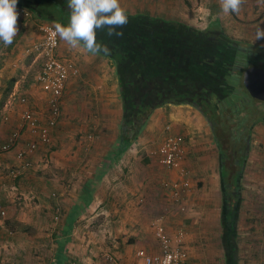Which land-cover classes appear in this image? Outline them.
Listing matches in <instances>:
<instances>
[{
    "label": "crops",
    "instance_id": "crops-1",
    "mask_svg": "<svg viewBox=\"0 0 264 264\" xmlns=\"http://www.w3.org/2000/svg\"><path fill=\"white\" fill-rule=\"evenodd\" d=\"M119 3L124 10H127L125 12L128 14H148L167 20L183 18L185 23L193 26L198 24L199 17L207 19L210 24L215 22L223 23L225 21V23L232 22L231 24L235 23L242 25V23L247 24L246 22L251 21V24H256L257 26L264 25V0H243L241 10L238 14L223 13L220 0H119ZM19 6L21 5H17V7ZM176 7H180V13L177 11ZM34 15L36 18L40 17L38 14L34 13ZM35 23V19L23 18L20 20L17 24L18 33L13 40L14 43L12 46V48L15 47L16 49L11 50L10 55L6 51L8 55L6 56L7 58H4L5 63L0 62V106L4 108V113L10 116L11 119L8 128L10 134L0 142V144L10 139L13 131L17 129L21 130V140L19 144L5 153L0 169V199L9 210L7 217L0 218V264H84L85 262H89L88 259L83 256V253L78 251L75 245L69 243V236L76 232L78 225H80L83 220L87 222L90 218H95L104 211L105 213L108 211L111 215L118 214L119 211L116 206H112L114 204L112 200L114 201L116 197L115 190L117 189L118 182L110 181L109 177L112 176V173L116 171V168L120 165L127 164V166H132L135 162L139 163V161H141V159L136 160V155L134 156L133 150L136 145L140 146V150L146 148L150 157L149 160H146L148 161V163L146 162L147 168L154 166L155 162L152 160L154 157L152 150H155L157 147L159 148L160 143L170 134L179 135L180 133L181 135L188 136L185 140V160L183 165L187 170L186 176H188L191 181V191L186 197L185 205L188 201H195L199 198L200 188L204 184L203 180L212 185L214 193L220 191L223 204V217L221 221L224 237L228 226L226 224V209L224 208L227 194L223 180H225V168H229L227 170H230L231 162L228 161L227 164L224 162L220 146L215 142L216 139L213 135L214 131H212L204 115L192 104L170 103L156 108L131 147L121 155L119 160H117L112 167L108 168L107 171L103 173L104 161L111 158L119 140L123 107L116 106L114 110L116 113H114V116L113 114L109 116V109L113 107V104L112 107H110V104L116 100V94L113 92L116 91L120 96L119 80L116 65L111 59L100 54H92V58L95 59V62L97 64L99 63L98 68H96L94 62L92 65L88 63L89 67L85 69L82 77H80V75L69 80L65 91V94L67 92V97L64 95L62 98L63 120L60 119L57 125L51 129L53 138L52 144L45 146L40 143L35 152L27 155L28 160L31 161V166L24 168L27 169L25 173L22 171L17 177L12 176L11 169H13L15 162H20V159L17 157V152L21 148H24L26 143L32 138H35L34 135L29 133L27 127H23V112L28 109L32 110L43 123H46L49 117L48 105L50 97L37 82V75L35 76V82L33 80L30 88L25 89V83H22L24 79L21 80L16 75L10 73L13 72L16 67L18 68V66L22 64V61L28 59L31 60L33 64L39 63L41 67L42 58L37 56L36 53H28L26 51L28 45L41 38V33ZM0 43H2V41H0ZM61 44L63 49L60 47V50L66 55L71 56L69 53L65 52L68 46L66 48L62 40L60 45ZM96 56L100 58L96 59ZM7 59H9L10 62H7ZM108 62L112 66L111 73L113 77H111V75L105 77L99 74V71L103 70L102 67ZM9 65H11L10 69ZM87 80L90 81L89 84L94 89V91L92 89V92H95V95L92 96L93 101L91 102V109H86L88 116L93 115L90 119L91 124L89 127L92 128L95 133L96 131H104L99 125H105V121L114 118L115 124H112L113 127L110 126L109 128L111 134L113 133L115 135L113 139L114 142L112 145H109L110 148L108 151H106L107 149L104 147L100 149L101 146L95 144L93 149L91 148L90 155L92 159L86 158L87 148L80 145L79 148L81 150H79L78 158L81 157L80 159H82V161L78 160L76 154L74 155L75 159H71V147L67 146L66 148V144L62 143L64 146V148L61 149L64 153L63 158L57 160L55 166L51 164L50 168H64L63 172H66L65 177L59 178L56 174L49 179L36 177L34 173H32L36 165L38 167H44L46 165L43 163L45 156L47 158L49 154L51 155V153L59 150L52 149L55 136L64 134L62 131L65 127L66 129L64 131L66 132H69L68 129H71L69 118L72 119L76 117V115H80L78 116L79 120L83 118L81 116V110L79 109V112L75 113V109L72 105L75 106L76 101H80L79 93H75L74 91L77 90L81 83L82 85L85 84ZM5 83H9V87H6L7 89L5 88ZM24 96L27 97L26 103L21 100ZM79 105H81V103H79ZM93 111L95 112L93 113ZM80 131L86 130L83 129ZM91 135L92 134H90V136ZM259 137V142L263 144V146L260 143L254 146L251 145L249 156L246 154L245 161H243V164L239 165L242 171L240 172L238 183L242 186V183L245 182V187H248V190L253 182L255 190L253 196H250V193L242 196L243 203L240 204L237 213V238L234 239L235 244L237 243L235 250V253L238 255L237 264H264V133L263 135H259ZM196 142H205L206 144L210 142V146H197L198 144ZM89 145H91V143ZM251 147L255 149L251 150ZM203 152H205V156H203ZM251 152L254 154V157H250ZM202 157H205V159ZM248 159L250 162L248 161L247 163ZM251 162H253L251 166L253 171L248 170V166ZM143 166L145 165L143 164ZM5 169H9V176L13 181H9L6 176H4L3 171ZM166 172L167 181H173L180 177L178 170L167 169ZM70 173L71 175L74 173L78 174L77 180H75L74 176L72 177ZM231 175L232 173L230 171V174L227 175L229 176L228 181L226 179L227 183L231 180ZM199 176H202V178L200 179ZM160 178L162 177L158 176L157 172L152 168L148 177H143L142 181L135 180L133 177L131 178L132 186L127 188L128 192L130 191L132 194L136 193L139 196H145L144 199L148 202L152 201L150 202L152 208L150 207V209H148L145 207L146 211L142 212V214L144 213V217L156 215L166 203H170L168 200L172 199L171 191L166 185V188H164L166 194L162 192L161 186L164 180L161 181ZM127 182L130 181L128 180ZM12 183L14 185L13 188L17 190L19 187H22V184L25 186L29 185L30 188L35 187V192L30 189V193H28L26 197L29 199L31 197L35 198L34 201L40 198L36 209L32 210L31 208L28 210L24 208L23 211H20L16 208L15 203H12L13 199L7 197V195H9L8 187L12 188L10 185ZM136 183L140 186L135 188ZM45 184H55L58 189H61V191H58L60 194L59 201L62 202L63 206L61 211H55L54 209L50 210L49 205L43 200H48V197H46V190L43 189L42 186H46ZM228 185L229 183L227 186ZM155 186L160 187L161 190H157ZM241 186L240 192L242 190ZM76 189H78L77 192H75ZM228 191H230L229 195L233 192L230 188H228ZM41 197L43 199H41ZM109 201L113 203H111L112 205L110 206L108 205ZM131 201L132 200L126 202L127 208L124 210L125 215L135 212V209L130 207V205H132ZM172 201L175 203L173 199ZM243 205H245L246 208L243 209ZM173 208L171 209V213L167 215L166 220L163 221L167 231L173 237H178V234L183 232L184 248L187 250L188 264H204V255H197V251L195 253L198 247L196 246V236H191V234L187 233L189 228L184 222L177 219L176 214H178V212L175 213ZM176 208L180 210L179 205ZM249 217H253L254 221L251 224L252 226L246 227V224L242 222L245 218ZM160 218L163 219L164 215H161ZM130 222L132 223V221ZM194 229H198V227L196 226ZM130 230H132V228ZM155 230L156 224L152 230L141 225L138 232H136L138 234L143 232L148 234L143 235V237L139 235V237H137L138 240L134 241L130 238V243L132 242L136 248L138 247L137 250L139 248H145L150 252L159 251L160 244L156 237ZM151 231H153L152 237L149 236V232ZM131 232H134V230L130 231V234ZM117 234L114 235L118 236ZM152 242H154V244ZM118 244L125 249L123 253L125 258L127 256L133 257L134 255L137 259V250L133 252L130 248L131 244L125 243L123 239H119ZM223 244L224 253L228 258L227 246L225 242ZM227 260L229 261V258Z\"/></svg>",
    "mask_w": 264,
    "mask_h": 264
},
{
    "label": "rangeland",
    "instance_id": "rangeland-1",
    "mask_svg": "<svg viewBox=\"0 0 264 264\" xmlns=\"http://www.w3.org/2000/svg\"><path fill=\"white\" fill-rule=\"evenodd\" d=\"M176 8H177V11L180 13L181 12L180 7H176ZM125 11L127 10L125 9ZM175 20L179 21L180 23H183V22L185 23L183 18L182 19L179 18ZM250 22L251 21H248L246 22L247 24L242 23V25H239L235 23L231 24L232 22L225 23L224 21L221 25L225 29V31L228 33V35H231L239 39L247 40L249 43L254 44V45H264V39L255 40V31H256L257 25L251 24ZM252 22H255V21H252ZM188 25H191V24H188ZM210 25L211 24L207 21V19H204L203 17H199L198 24H196L195 27L197 29L207 30V28L210 27ZM259 27L262 28L264 27V25H260ZM13 43L8 46H5L3 42L0 43V62L5 63L4 58H7L6 56L8 55L6 51L10 55L11 50L16 49L15 47L12 48ZM62 43L67 48L68 45L64 41H62ZM60 47L62 48V44L60 45ZM65 52L69 53L78 63V66L80 68V73L78 76L81 75L80 77L83 76L85 69L89 67L88 63L92 65V63L94 62L96 65V68H98L99 63L97 64L95 62V59L92 58L93 55L91 53L86 52L83 48L70 49L68 46ZM99 58L100 57L96 56V59H99ZM6 61L10 62L9 59H7ZM10 66L11 65H9V69H10ZM39 69H40L39 63L33 64L32 61L28 59V60L22 61V64L18 66V68L16 67V69L10 73L16 75L21 80L24 79V82L22 83L23 84L25 83V89L26 88L29 89L30 85L33 83V80L35 82V76L37 75ZM102 69L103 70L99 71V74L104 75L105 77L107 76L109 77L110 75L111 77H113V74L111 73L112 66L110 65L109 62L106 65H104ZM89 83H90L89 80H87L85 84L83 85L81 83L80 86L77 88V90L74 91L75 93H79L80 101L79 102L76 101L75 106L74 105L72 106L75 109L74 110L75 113H78L79 109L81 110L80 112L83 118L79 120L78 116L80 115H76V117H73L72 119L69 118L71 129H68L69 132H66L64 131L66 129L65 127V129L62 131L64 132V134H58V136H55L52 149L53 150L59 149V150L54 153H51L52 156L50 154L49 156H47V158L45 156L44 161L42 160L43 163L46 164L44 167L42 166L38 167L36 165L35 169L32 170L33 171L32 173H34L36 177L49 179L53 177L54 174H56L59 178L65 177L66 172H63L64 168H55V169L50 168L51 164L55 166L56 161L61 160L63 158L64 153H63V150L61 149L64 148V146L62 143L66 144V148L67 146L71 147L72 149V151L70 152L71 159H75V156H74L75 154H76V157L78 158L79 150H81L79 148L80 145H83L87 148L86 158L92 159L90 155L91 148L93 149L95 144H99L101 146L100 149L104 147L107 149L106 151H108V149L110 148L109 145H112V143L114 142L113 139L115 135L113 133L111 134V131L109 130L110 126L113 127L112 124H115L114 118H112L111 120L109 119L105 121V125H101V124L99 125L100 128H102L104 131H98V132L96 131L95 133V131L89 127V125L91 124L90 119L92 118L93 115L88 116V112L86 111V109L87 110L91 109V105H92L91 102L93 101L92 96L95 95V92L94 93L92 92L93 88ZM6 87L7 88L9 87V83H5V88ZM113 93L116 94V97L113 96L116 98V100L115 102L113 101L110 104V107H112V104H113V107L109 109V116H111L112 114L114 116V113H116L114 112V110L116 109V106L122 107L121 96H119V93H117L116 91ZM65 97H67V92L65 94ZM253 102L254 101L251 100V104ZM79 103H81V105H79ZM118 107H117V110H118ZM94 112L95 111H93V113ZM63 116L64 115L62 113L60 119H62ZM10 123H11L10 116H7L4 113V108H1L0 106V142H2L10 134L9 132L10 130L8 129ZM79 129L80 130L84 129L86 131H80ZM263 133H264V122H261L255 128V131L251 136L252 146H254L257 143H260L259 135H263ZM90 134L92 135L90 136ZM179 136L182 137L184 150H185V140L187 139L188 136L181 135L180 133H179ZM90 143L91 145H89ZM197 144H198L197 146H201V147L210 146L209 145L210 142L209 144H206L205 142L204 143L199 142ZM261 145L263 146V144ZM139 147H140L139 145H136L133 152H134V156L136 155L135 159L136 160L141 159V161H139V163L135 162L134 165L132 166H127V164H124L122 166L120 165L118 168H116V171L112 173V176L109 177L110 181H113V182L117 181L118 186H117V189L115 190L117 198L115 197V200L114 201L112 200L114 204L111 202L113 204L112 205L109 201L108 205L109 206L112 205L113 207L116 206V208L119 211L118 214L111 215L108 213V211H106V213L104 211L103 213L105 214L102 213L99 216H96L95 218H90L89 220H87V222L83 220L82 223L78 225L76 232L72 233L69 236L70 237L69 243L75 245L78 251H81V253H83V256L88 259L89 262H85L84 264H111L109 260L110 257L114 259V262L116 264L136 263V260H137L136 256L134 255L133 257L127 256L126 258L125 256H123L125 249H123V246H120L118 244V240L123 239V241H125V243L127 244L130 243V238L132 239V241L138 240L137 237H139V235L143 237V235L148 234L146 232H143L141 234L137 233L141 225H144L145 228L152 230L161 215H164L163 221L166 220L167 215L171 213V209L173 207H175L173 208L175 210V213L178 212V214H176L177 219L184 222L186 226L189 228L187 233L191 234V236L193 235L196 236V239H197L196 246L200 248L197 247V249L195 250V253L197 251L196 253L197 255H200V254L204 255V258H203V260L205 261L204 264H224V263L228 264V260H227L228 258L225 255L224 250H223L224 237H223V227H222V221H221L223 217L222 196H221L220 191L219 192L217 191V193H214V188L212 189V185L209 182H206L203 180L204 184L200 188L201 190L199 191V196H198L199 198H197L195 201L194 200H192L191 202L188 201L184 209L179 207L180 208L179 210L178 208H176L178 207V205L174 203L172 199H169L168 201L170 203H166V205L162 207V209L159 212H157L156 215L154 214L153 216H145V217L143 216L144 213L142 214V212L146 211L145 207L148 209H150V207L152 208V205L150 204V202L152 201L148 202L146 199H144L145 196H139L136 193L132 194L130 191L128 192L127 188L129 186H132L131 178L133 177V179L135 180L137 179L139 181H142L143 177H146V178L148 177V175L150 174V170L152 168L155 172H157L158 176L162 177L160 178V180L161 181L164 180L162 183L163 185L161 186L160 184L162 192L164 194H166V191L164 189L166 188L165 182H167L168 179L166 178L167 177L166 167H164L159 162V156L157 153L158 147L155 149L156 151L152 150V154L154 156L152 160L155 162V165L152 166L151 168L150 167L147 168L146 166V164L148 163V161L146 160H149L150 158L146 151V148H143L142 150H140ZM254 149L255 148L251 147V150H254ZM202 154L203 156H205V152H203ZM251 156L254 157V154H252V152H251L250 157ZM80 158H78V160L82 161V159ZM202 158L205 159V157H202ZM248 161L250 162L249 159L247 160V163ZM20 162L18 161L15 162L13 169L14 168L20 169L21 171H23V173H25L27 169L23 168L24 162L21 160ZM143 164L145 166H143ZM252 165H253V162H251L248 166L249 171H253L251 169ZM8 170L5 169L3 171L4 176H6V178L9 181L10 180L13 181V179L9 176ZM71 176L72 177L74 176V179L77 180L78 174L74 173ZM199 178L201 179L202 176H199ZM128 180L130 182H127ZM10 185L12 186V188L8 187L9 195H7V197L9 199H13L12 203H15L17 209H19L20 211H23L24 208L25 209L27 208L28 210H30L31 208L32 210L36 209L40 201V198L34 201L35 198H32L31 196H29L31 197L29 199L26 197V195L30 193V189L34 191L35 187L30 188L29 185L25 186L24 184H22V187H19V189L17 190L13 188L14 186L13 183ZM45 185L46 186L44 185L42 186H43V189L46 190V195H47L46 197H48V200H45L42 197L41 199H43L46 202V204L49 205L50 210L54 209L55 211L56 210L61 211L63 206H62V202L59 201L60 194L58 192L59 190L61 191V189H58L57 185L55 184H49V185L45 184ZM137 186H140V185L136 183L135 188ZM245 186H246V183L245 182L242 183L241 204L243 203L242 196L246 195L247 193L248 194L250 193V196H253L254 190H255L253 182L250 185V188L248 190H247L248 187L246 188ZM155 187L157 190L158 189L161 190L160 187H157V186ZM77 191L78 189H76L75 192ZM129 200H132L131 201L132 205H130V207L135 209V212L129 213V215H125L124 210H126L127 208L126 202ZM0 203L5 207L7 211V215H8V211H9L8 207L5 206V204L3 203V201H1V199H0ZM54 203H56L55 208H53ZM244 208H246L245 205H243V209ZM163 213H166V214H163ZM7 215L5 217H7ZM130 221H132V223ZM253 221H254V218L249 217V218H245L242 223L246 224V227H250L252 226L251 224L253 223ZM196 226L198 227V229H194V227ZM131 228L132 230H134V232H131L130 234V231H132L130 230ZM152 232L153 231L149 232L150 234L149 236L151 237H152ZM114 234L115 235L117 234L118 236H115ZM152 243L154 244V242ZM130 244H131L130 248L133 250V252H135L138 247L136 248V246L132 244V242ZM72 253H76V252H72ZM73 255H77V254H73Z\"/></svg>",
    "mask_w": 264,
    "mask_h": 264
},
{
    "label": "trees",
    "instance_id": "trees-1",
    "mask_svg": "<svg viewBox=\"0 0 264 264\" xmlns=\"http://www.w3.org/2000/svg\"><path fill=\"white\" fill-rule=\"evenodd\" d=\"M17 5L28 7L41 18L49 19L56 23L59 22L64 26H67L70 21L68 0H18ZM126 15L128 18L127 24L123 28L118 29V31L123 32L122 36L109 37L107 29L97 30V42L106 44L111 50L109 55L102 53L100 55L108 57L116 65L123 107L119 140L111 158L104 161L103 173L112 167L121 155L131 147L156 108L166 102H176L174 100L160 101L163 95L162 91L166 90L161 80L165 73L170 75L174 73L170 65L167 68L163 67L166 50H168L166 57L169 59L180 51L181 47L178 44L175 45L177 49H174V42L177 41L175 35H161L160 31L164 29V24L167 27L168 23L172 26H184L187 24L176 20L160 19L148 14L126 13ZM221 24V22H215L207 29L213 35H197L199 38L196 45L198 51L194 50L193 53H199L198 58L200 61L199 64H195L193 69L191 66L189 69L200 78L207 79L200 64L209 63L208 59L211 56L209 51L211 49L212 51L214 50L216 64L220 60L223 61L220 68L221 72L225 74L228 84V86L224 87V90H226L225 97L219 102L218 106L214 104L208 110L202 109L201 111L207 114L209 119L216 125L213 135L216 139V144L220 146L224 162L229 156L228 149H230V146L228 141H232L235 138L234 141L241 147L240 153L238 152L241 155L240 165L245 160L246 146L250 136L248 133L244 134L241 132L240 129L242 127H238V125L250 120L249 116L260 112V110H258L257 104L253 103L251 104L252 108L247 110V116H243L247 108L246 105L249 104L250 100L243 92L244 88L242 83H239V76H236L233 71L243 70L244 67L252 64L264 67V47L228 35ZM196 31L203 32L206 30L196 29ZM166 38L169 41H166ZM179 38H182V36ZM215 73H218L217 67ZM207 85L210 87L209 82ZM167 90H169V87H167ZM193 105L195 104L193 103ZM232 122L236 128L238 127L239 131H236V134H234L236 128L233 130ZM222 130L224 131L221 132ZM227 169L229 168H225V180H223L227 194L224 208L226 209V224L228 226L224 235V242L227 246L228 264H237V253H235L237 243L235 244L234 239L237 238V213L242 200L241 184L238 183L242 170L241 166H239L236 174L232 172L228 187L229 176L227 175L232 170L231 167L230 170ZM228 188L233 190L230 195ZM55 207L56 203L53 204V208Z\"/></svg>",
    "mask_w": 264,
    "mask_h": 264
},
{
    "label": "built area",
    "instance_id": "built-area-1",
    "mask_svg": "<svg viewBox=\"0 0 264 264\" xmlns=\"http://www.w3.org/2000/svg\"><path fill=\"white\" fill-rule=\"evenodd\" d=\"M19 13L17 24L23 18L35 19L41 38L31 43L26 48L28 53H36L42 58L41 67L37 74V82L41 88L49 94V117L46 123L40 121L32 110H25L22 114L23 127H27L29 133L34 135L24 148L17 152V157L24 161V167L31 166L27 155L35 152L40 143L49 146L53 142L51 129L55 127L62 113V98L71 78L79 75L80 68L76 60L60 50L61 39L55 32L56 22L35 17L33 11L25 6L16 8ZM26 103L27 97H22ZM21 140V130L13 131L10 139L0 144V169L5 153L17 146ZM159 162L169 170H178L180 177L173 181H167L165 185L171 191V197L179 205L185 208V201L191 191V181L186 176L187 170L183 163L185 151L182 137L179 135H167L160 143L157 150ZM22 171L12 169L11 174L17 177ZM7 211L0 203V218L5 217ZM156 237L160 244L157 252H150L145 248L137 250V261L134 264H188L187 250L184 248L183 232L178 237H173L166 229L163 219L156 222ZM111 264H116L113 258H109Z\"/></svg>",
    "mask_w": 264,
    "mask_h": 264
},
{
    "label": "flooded vegetation",
    "instance_id": "flooded-vegetation-1",
    "mask_svg": "<svg viewBox=\"0 0 264 264\" xmlns=\"http://www.w3.org/2000/svg\"><path fill=\"white\" fill-rule=\"evenodd\" d=\"M164 29L160 31L161 35H175L177 38V41L174 42V46L178 45L180 48V51L175 53L172 57L169 59L166 57V54H168V50H166L165 56H164V62L163 67L167 68L169 65L173 68L174 73L172 75L165 73L164 77L162 78L161 82L164 83V86L166 90H163V95L160 98V101L165 100H174L176 102H166L163 105L170 104V103H188L193 105V103L196 105H193L197 110H199L204 117L209 122V125L212 128V131L215 129V123L209 119V116L207 114H204L201 110H208L210 106H218L219 102L225 97L226 90H224V87L228 86L227 80L225 79V74L221 72L220 66L223 64L222 60L218 61V64H216L214 57V50L212 49L205 50L209 51L211 56H209V63L200 64L201 69L203 70V74L207 77V79L200 78L197 74H193V72L189 69H193L195 67V64H199L200 59L198 58L199 53H193L194 50L198 51L196 48L197 42L199 40L197 35H213L210 31H203V32H197L196 27L193 25H171L168 23V27L165 26ZM209 29V27L207 28ZM182 36V38H179ZM166 41H169L166 38ZM169 43V42H168ZM167 49V47H166ZM174 49H177V46H175ZM181 52V53H180ZM174 53V52H173ZM172 53V54H173ZM258 66L261 68H264L262 66L252 64L250 66ZM217 67L218 73H215V69ZM248 67H244L243 70L233 71L236 76L238 77L239 83L241 82L244 88V94L245 96L250 100L249 104L246 105V110L243 113V116H247V110L252 108L251 107V100H253L255 104H257L258 110L260 112L253 114L250 117V120H247L245 123L238 125V127H242L240 129L241 132L244 134H249L247 146H246V153L245 156H247V147L248 144L251 146V136L255 131V128L259 125V123L264 122V100L258 99L253 97L246 86L244 85V72ZM181 69V70H180ZM197 70V69H196ZM240 78V79H239ZM209 82L210 87L207 85ZM211 82V83H210ZM218 84V85H217ZM217 85V86H216ZM214 86V87H213ZM167 87H169V90H167ZM171 87V88H170ZM177 87V89H175ZM174 88V89H173ZM215 100V101H213ZM245 100V99H244ZM179 101V102H177ZM246 102V100H245ZM252 103V104H253ZM229 123V122H228ZM233 123V122H232ZM233 130H235L236 126L233 123L232 125ZM238 127L235 130L238 132ZM222 130L221 132H223ZM235 140V138H233ZM230 140L228 141V144L230 146L229 150V156L227 157V161H230L231 166V173L236 174L237 167L240 163V157L239 154L241 151V147H239V144L236 143V141ZM229 148V147H228ZM232 149V150H231ZM239 152V153H238ZM247 154V155H246ZM246 159V158H245ZM245 161V160H244Z\"/></svg>",
    "mask_w": 264,
    "mask_h": 264
},
{
    "label": "clouds",
    "instance_id": "clouds-1",
    "mask_svg": "<svg viewBox=\"0 0 264 264\" xmlns=\"http://www.w3.org/2000/svg\"><path fill=\"white\" fill-rule=\"evenodd\" d=\"M18 0H0V41L11 45L18 33ZM243 0H220L223 13H239ZM70 21L67 26L57 22L55 32L70 49L83 48L93 55H109L111 50L106 44L97 42V30L107 29L109 37H120L128 22L125 10L119 0H68ZM264 39V29L257 26L255 40ZM264 47V45H262Z\"/></svg>",
    "mask_w": 264,
    "mask_h": 264
},
{
    "label": "water",
    "instance_id": "water-1",
    "mask_svg": "<svg viewBox=\"0 0 264 264\" xmlns=\"http://www.w3.org/2000/svg\"><path fill=\"white\" fill-rule=\"evenodd\" d=\"M244 85L250 94L258 99L264 100V68L250 66L244 72ZM250 144L247 147L249 154Z\"/></svg>",
    "mask_w": 264,
    "mask_h": 264
}]
</instances>
